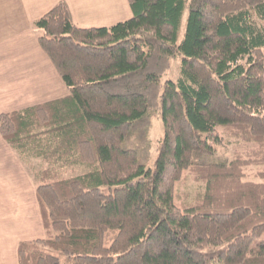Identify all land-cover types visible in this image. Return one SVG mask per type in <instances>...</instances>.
<instances>
[{
  "label": "trees",
  "instance_id": "trees-1",
  "mask_svg": "<svg viewBox=\"0 0 264 264\" xmlns=\"http://www.w3.org/2000/svg\"><path fill=\"white\" fill-rule=\"evenodd\" d=\"M128 2L111 26L79 27L65 0L33 23L68 95L0 113L41 165L45 234L18 263L264 264V0Z\"/></svg>",
  "mask_w": 264,
  "mask_h": 264
},
{
  "label": "crops",
  "instance_id": "crops-1",
  "mask_svg": "<svg viewBox=\"0 0 264 264\" xmlns=\"http://www.w3.org/2000/svg\"><path fill=\"white\" fill-rule=\"evenodd\" d=\"M59 1L0 0V113L23 110L68 95L61 76L41 48L38 31L33 26ZM65 1L73 22L79 27L96 26L91 22H121L132 12L128 0ZM14 164L22 165V162L0 134V264H19L17 247L20 241L16 242V238L29 234H25L18 223L22 219L19 221L20 218L11 213L23 212L25 207L31 211V206L39 210L36 194L27 188V182L21 175L18 178L8 173ZM15 172L20 173L16 168Z\"/></svg>",
  "mask_w": 264,
  "mask_h": 264
},
{
  "label": "rangeland",
  "instance_id": "rangeland-1",
  "mask_svg": "<svg viewBox=\"0 0 264 264\" xmlns=\"http://www.w3.org/2000/svg\"><path fill=\"white\" fill-rule=\"evenodd\" d=\"M187 14L188 12L186 11L184 14V18H183V23L181 26V33H180V37H179V42L182 40L184 33H185V29H186V20H187ZM130 16H132V12L130 14ZM130 16H126L127 18H125L123 21L128 20V18H131ZM120 22V21H118ZM118 22H109L108 24H98V22H91V25H96L93 27H101L98 25H105V26H111L115 23ZM86 27V26H83ZM180 64H181V57H175L172 60V67L170 68V70L168 71L167 75H165L163 77V82L166 79H172L174 81H176L180 75ZM153 123H152V128L149 131V140L147 142V144H151L152 146V151H153V157H156L157 155V151H154L155 146L158 144L159 140L162 139L164 137V126H163V120L161 117V113H157L153 119H152ZM125 145H127L128 147H131V140H128L125 142ZM15 150V149H14ZM233 151V150H232ZM231 151V152H232ZM220 153H224L223 149L219 150ZM15 154H17V156L19 157L20 161L22 162V165L19 164H14L12 166L9 167L8 173H11L13 175H17L18 178L21 175V178L23 180H25V183L27 182V188L31 189V192H35V188L37 185H39L38 182V177H37V172H39V169L41 168V165L38 164V160L28 157L26 158L25 156L23 157V154L18 151L15 150ZM17 165V166H16ZM15 168L20 172V173H16L15 172ZM78 172L81 171H87L88 167L87 166H79ZM77 172V173H78ZM69 174V173H67ZM12 181L14 183V186L16 185V181L14 179V177L12 176ZM199 188L198 185L189 182V184L187 186H182V189L185 191H190L192 192V194L195 192V190ZM10 191V190H9ZM20 202H11V204L16 205L19 204ZM21 203L18 205L20 206ZM31 206V205H29ZM25 209L27 210L28 208L25 207ZM34 209V210H33ZM24 210L23 212L18 210L17 212L11 213V215H13L14 217H18L20 218L18 223L21 224L22 228L25 230L24 233L28 234V235H23L22 237H17L16 238V242H19L21 240H26V239H34V238H38V237H43L45 234V230L43 228L42 222H41V214L40 211L38 210V208H33L31 206V211H26ZM12 220H14L12 218ZM260 240H264V234L263 236H261L259 239H257V241ZM209 264H216L215 262L211 261L209 262Z\"/></svg>",
  "mask_w": 264,
  "mask_h": 264
}]
</instances>
